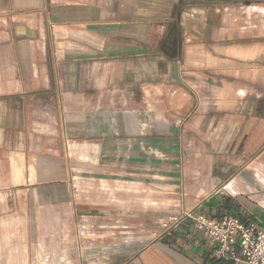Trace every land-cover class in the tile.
Here are the masks:
<instances>
[{"label": "crops", "instance_id": "1", "mask_svg": "<svg viewBox=\"0 0 264 264\" xmlns=\"http://www.w3.org/2000/svg\"><path fill=\"white\" fill-rule=\"evenodd\" d=\"M236 5L264 0H0V264H244L180 220L264 223V41L232 42ZM243 65L250 84L202 96ZM107 151L147 187L128 223L108 177L73 174Z\"/></svg>", "mask_w": 264, "mask_h": 264}, {"label": "rangeland", "instance_id": "2", "mask_svg": "<svg viewBox=\"0 0 264 264\" xmlns=\"http://www.w3.org/2000/svg\"><path fill=\"white\" fill-rule=\"evenodd\" d=\"M235 15L239 16H245L243 19H235ZM243 18V17H242ZM231 23L227 26H231L232 29H234V36L235 37H242V38H235L232 40L234 44H248L253 45L256 44V42H262L264 39L260 36L264 34V8L262 7H245V5H236V8L234 9V14L232 17H230ZM187 26V25H185ZM167 27L165 26L162 31H165ZM170 31H176V26L173 25L169 28ZM150 31L152 32V38L154 41H157V36L155 35L156 31H159V28H157L155 25H153L152 28H150ZM257 75L256 67L254 65H243L239 68H234L231 71L227 73H215L214 75H209L206 73V76H202V82L204 85V88H202V96H209V95H222L224 96V92L226 91V94H230L231 92L224 87L222 89L220 87H217L216 83H220L221 85L225 86V81L230 82H238L241 84H250L248 79L255 78ZM212 84V85H210ZM216 85V86H215ZM260 87H253L250 89V91H262ZM234 94V93H233ZM239 95V94H234ZM219 106V105H218ZM108 142V141H107ZM72 159L74 161L75 166L73 168V174L74 175H97V174H103L106 177H108V181H111L110 183L104 184V189L107 192H119L120 194V207H121V213H122V222H130L129 220H132L130 218V213H136L135 209H143L145 207L146 201L144 200V193L147 190V187L140 183L129 182V158H128V152H105L104 157V168L103 172L98 171L96 167L97 163V153L96 152H90L88 158L81 157L80 152H74ZM82 159H88L89 160V167L82 168L81 167V160ZM103 161H101L102 163ZM103 164V163H102ZM142 174H144V169L140 171ZM134 176V175H133ZM115 182L113 183V179ZM112 203V201H109ZM137 222L143 223L144 217L143 216H137ZM154 235L153 232L150 231H137L131 233V236H136L137 239V245L139 246L141 243H144L146 240L151 238ZM130 233L129 232H122L121 234V242L122 247L123 244L126 243L129 240Z\"/></svg>", "mask_w": 264, "mask_h": 264}, {"label": "built area", "instance_id": "3", "mask_svg": "<svg viewBox=\"0 0 264 264\" xmlns=\"http://www.w3.org/2000/svg\"><path fill=\"white\" fill-rule=\"evenodd\" d=\"M181 219L191 221L222 259L264 264V223L254 220L245 223L230 214L210 218L193 211L184 213Z\"/></svg>", "mask_w": 264, "mask_h": 264}]
</instances>
